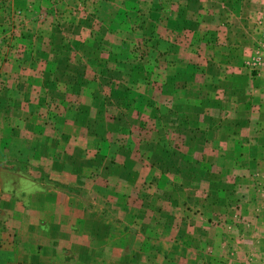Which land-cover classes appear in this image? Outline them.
Wrapping results in <instances>:
<instances>
[{"label": "crops", "instance_id": "crops-1", "mask_svg": "<svg viewBox=\"0 0 264 264\" xmlns=\"http://www.w3.org/2000/svg\"><path fill=\"white\" fill-rule=\"evenodd\" d=\"M151 1L0 0V264H250L264 97L235 80L264 0H204L161 38ZM142 21L160 66L131 50Z\"/></svg>", "mask_w": 264, "mask_h": 264}, {"label": "rangeland", "instance_id": "rangeland-1", "mask_svg": "<svg viewBox=\"0 0 264 264\" xmlns=\"http://www.w3.org/2000/svg\"><path fill=\"white\" fill-rule=\"evenodd\" d=\"M69 2L72 1H76V0H68ZM105 1V0H104ZM121 3H125L128 5L132 4L133 0H120ZM124 1V2H123ZM138 2V1H137ZM149 2L151 3L152 1L149 0ZM173 2H175V4H173ZM203 8H205L204 6V0H180V2L178 0H160V38L162 36H164V30H163V23L162 20L163 19H169L170 21L173 22V20H177L178 18H184L190 15V12L193 13H197L198 11L202 10ZM89 10V9H88ZM141 10V9H139ZM146 11V9H145ZM126 11L123 13V16L120 17H128L130 23L132 17H130V15L128 16ZM199 13V12H198ZM87 14H90L87 12ZM133 14V13H132ZM167 15V17H166ZM193 15V14H191ZM18 16V18L20 17V15H15ZM119 16V15H118ZM134 16V14H133ZM150 16V15H149ZM123 20V19H122ZM139 22V21H138ZM144 22V21H142ZM137 25H139L141 27V29L143 31L141 32H136V37L139 38V40L136 41V45H133L132 47V51L135 53V57L136 58H141L143 59V61L145 63L148 64H152V65H157L156 66H160V56H161V52H164L166 49H169V45H168V41H165L164 39H162L163 42H161L160 40V44L157 43V41L155 40L156 43H154V40L152 42H149L148 44H144L143 40L149 41L148 37H142L141 35H147V31H151L154 32L155 30L151 29L152 26L154 25L151 24V21H145L143 23V25H140V23ZM168 27H173V25H169ZM145 30V31H144ZM97 31V30H96ZM95 31V32H96ZM94 32V33H95ZM93 33V35H94ZM141 36H139V35ZM108 38H105V43H107ZM259 43V44H258ZM92 44V42H89V46ZM109 44V43H108ZM73 47L77 48V44L74 43V41L72 42ZM120 49H124L126 47V45H119ZM73 47L71 46V42H70V46L68 47L70 50H74ZM153 48V49H152ZM155 48V51L153 52ZM77 50V49H75ZM247 51L250 53L248 60L250 61L251 64V68H249V70L246 73H242L239 74V76L236 78L235 83L238 85H242V84H247L248 88L251 86H255L257 88V92L256 93H252L253 96H262V98L264 97V40H261L260 42L255 41V45L252 47L249 45L247 48ZM123 59L126 60L127 58L125 56H123ZM138 61V60H137ZM253 62H255V64H253ZM110 63H112V61L110 60ZM255 66V67H252ZM171 75V73H170ZM206 78H209L211 80H221V78H218L216 76H219L217 73H212V72H208V73H204ZM118 76V74L116 73H112V75L110 76L111 78ZM199 77V76H198ZM122 79V77H120ZM216 78V79H214ZM149 83L152 84V86H154V89H152V94L154 92L157 93L160 89V73H156L154 74V71L149 72V74L147 75L146 78ZM199 79V78H198ZM233 81H231L230 79H227L226 84H232ZM107 86V85H106ZM151 88V87H150ZM251 91V90H250ZM33 92V90H32ZM31 92V93H32ZM74 92V91H73ZM73 92H71L73 94ZM150 92V91H149ZM28 90H23L22 95L25 94L26 96H28L29 94H31ZM241 96H243L244 93L240 92ZM151 94V93H150ZM32 96H34V94H31ZM240 95V94H237ZM70 102V101H68ZM22 107H25L22 106ZM56 107V105H53L52 110H54V108ZM30 108H33L30 107ZM52 113L51 110H47L45 112V119H50L49 113ZM53 114V113H52ZM158 126L154 123H148V127L149 129L151 128H160V123H158ZM168 128H170V126L168 125ZM262 184L260 185V189H264V179L260 181ZM261 207H263V212H264V201L261 202ZM254 230L253 232L250 233L251 238L254 240V244H252V249L248 250V255L249 259H247V262L250 264H264V224H259L258 228L253 227ZM252 228V229H253ZM256 228V229H255Z\"/></svg>", "mask_w": 264, "mask_h": 264}, {"label": "built area", "instance_id": "built-area-1", "mask_svg": "<svg viewBox=\"0 0 264 264\" xmlns=\"http://www.w3.org/2000/svg\"><path fill=\"white\" fill-rule=\"evenodd\" d=\"M14 14H15V15H17V14H19V12H17V11H14Z\"/></svg>", "mask_w": 264, "mask_h": 264}]
</instances>
